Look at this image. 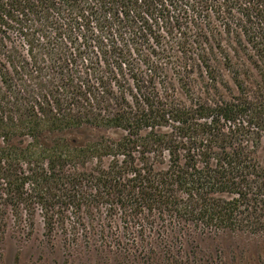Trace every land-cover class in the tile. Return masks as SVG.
<instances>
[{
    "label": "trees",
    "instance_id": "1",
    "mask_svg": "<svg viewBox=\"0 0 264 264\" xmlns=\"http://www.w3.org/2000/svg\"><path fill=\"white\" fill-rule=\"evenodd\" d=\"M103 205L264 232V0H0V233Z\"/></svg>",
    "mask_w": 264,
    "mask_h": 264
},
{
    "label": "rangeland",
    "instance_id": "2",
    "mask_svg": "<svg viewBox=\"0 0 264 264\" xmlns=\"http://www.w3.org/2000/svg\"><path fill=\"white\" fill-rule=\"evenodd\" d=\"M97 133L83 129L73 136ZM98 211L94 221L85 220L86 230H71L67 219L50 234L38 206L33 229L9 220L0 233V264H264V232L205 229L168 216L143 221L140 229L119 215L104 220V205Z\"/></svg>",
    "mask_w": 264,
    "mask_h": 264
}]
</instances>
